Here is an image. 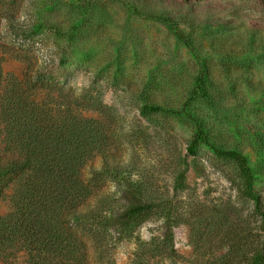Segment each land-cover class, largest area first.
Returning a JSON list of instances; mask_svg holds the SVG:
<instances>
[{
	"label": "rangeland",
	"instance_id": "obj_1",
	"mask_svg": "<svg viewBox=\"0 0 264 264\" xmlns=\"http://www.w3.org/2000/svg\"><path fill=\"white\" fill-rule=\"evenodd\" d=\"M157 16L174 18L193 51ZM202 70L209 99L192 96ZM0 71V114L22 109L24 91L36 104L77 99L75 113L100 124L104 157L95 151L82 170L102 176L90 209L102 199L114 211L128 205L129 185L140 198L170 200L180 216L199 204L249 211L231 165L206 146L187 153L195 130L181 111L204 123L214 145L246 157L264 195V0H0ZM26 75L35 82L28 86ZM150 103L174 113L142 116ZM9 194L2 217L14 210ZM164 231L165 220L154 216L136 232L148 242ZM171 232L176 259L147 264L202 263L207 239L186 224ZM136 253V239L121 241L101 264H131ZM0 264H27V256L3 255Z\"/></svg>",
	"mask_w": 264,
	"mask_h": 264
},
{
	"label": "trees",
	"instance_id": "obj_2",
	"mask_svg": "<svg viewBox=\"0 0 264 264\" xmlns=\"http://www.w3.org/2000/svg\"><path fill=\"white\" fill-rule=\"evenodd\" d=\"M156 19L167 23L177 40L193 51L174 18ZM26 82L29 86L35 81L26 75ZM195 84L192 96L209 99L203 70ZM64 99L58 96L36 104L22 91V109L7 108L0 114V200L10 191L14 209L0 216V256L24 252L27 264H101L107 249L134 238L137 253L131 264H147L154 258L174 260L171 229L186 224L193 235L205 237L209 244L203 255H198L202 259L199 264H264V195L255 191L254 173L239 150L214 145L202 121L180 112L193 122L195 130L187 153L194 154L206 146L231 165L238 199L249 209L246 214L234 205L199 204L180 216L170 200H156L148 194L140 198L129 185L128 205L114 211L107 199H102L90 209L89 201L97 187L93 181L102 176L95 171L88 179L82 170L95 151L104 157L107 140L99 123L71 108L75 102L79 105L77 99L72 103ZM164 113L174 112L156 103L145 104L140 110L142 116ZM184 173H180V181ZM102 175H109L108 170ZM154 216L165 220V231L160 238L143 242L136 231ZM217 252L220 255L216 257Z\"/></svg>",
	"mask_w": 264,
	"mask_h": 264
},
{
	"label": "built area",
	"instance_id": "obj_3",
	"mask_svg": "<svg viewBox=\"0 0 264 264\" xmlns=\"http://www.w3.org/2000/svg\"><path fill=\"white\" fill-rule=\"evenodd\" d=\"M16 43H17L18 45H23V44H25V41L22 40V39H20V40H17Z\"/></svg>",
	"mask_w": 264,
	"mask_h": 264
}]
</instances>
